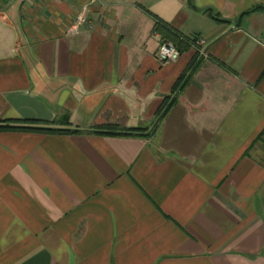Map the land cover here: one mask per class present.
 Instances as JSON below:
<instances>
[{"label": "crops", "instance_id": "crops-1", "mask_svg": "<svg viewBox=\"0 0 264 264\" xmlns=\"http://www.w3.org/2000/svg\"><path fill=\"white\" fill-rule=\"evenodd\" d=\"M257 5L0 6V124L64 127L68 116L81 130L0 132V264H264V9L247 13ZM158 19L204 39L206 55L192 45L159 61ZM106 126L119 129L97 132Z\"/></svg>", "mask_w": 264, "mask_h": 264}, {"label": "trees", "instance_id": "trees-1", "mask_svg": "<svg viewBox=\"0 0 264 264\" xmlns=\"http://www.w3.org/2000/svg\"><path fill=\"white\" fill-rule=\"evenodd\" d=\"M261 9H264V5H257L253 7L251 10H249L247 13L255 12ZM207 12L214 15L216 19L221 20L219 19V17H217V14H214L212 12V10L209 9L207 10ZM156 29L163 33L165 37V41H168V40L172 41L180 48L181 51L189 48V46L194 45L195 39L183 37L177 31H174L173 29L169 28L167 25H164L159 19L157 20V23H156ZM162 112H163V109L161 108L159 113L161 114ZM3 122L4 123L0 124V132L3 130H31V131H38V132H44V133H77L81 131L79 129L71 127V122L69 121L68 116H66L62 122L63 124L62 126L64 127L44 126V125H40L41 123H39V121H34V120H25V121L17 122L21 124H15V123L13 124L7 121H3ZM103 129L109 130L110 132L102 131V129L97 132L112 133V131L119 129V128L116 126H106ZM137 130L139 129H124V132L132 133V132H136Z\"/></svg>", "mask_w": 264, "mask_h": 264}, {"label": "built area", "instance_id": "built-area-1", "mask_svg": "<svg viewBox=\"0 0 264 264\" xmlns=\"http://www.w3.org/2000/svg\"><path fill=\"white\" fill-rule=\"evenodd\" d=\"M8 0H0V6L4 4ZM96 0H93V2ZM87 5H84L81 7V11L79 14L76 15L74 18L72 24L69 27V33L70 34H75L79 31V29L84 25L86 22V12H87ZM195 47L199 48L202 50L201 56H205L206 52L203 51L204 47L206 46V41L200 37L195 39L194 45ZM182 55V51L180 48L173 43L172 41H163L158 49L157 52V58L159 61H161L164 64H169L176 62L177 60L180 59Z\"/></svg>", "mask_w": 264, "mask_h": 264}, {"label": "rangeland", "instance_id": "rangeland-1", "mask_svg": "<svg viewBox=\"0 0 264 264\" xmlns=\"http://www.w3.org/2000/svg\"><path fill=\"white\" fill-rule=\"evenodd\" d=\"M168 41H170V40H168Z\"/></svg>", "mask_w": 264, "mask_h": 264}]
</instances>
